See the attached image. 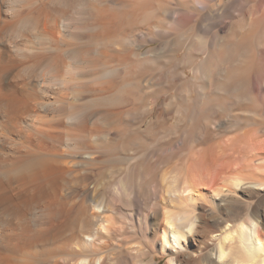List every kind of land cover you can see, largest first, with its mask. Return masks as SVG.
Wrapping results in <instances>:
<instances>
[{"label":"bare ground","instance_id":"6f19581e","mask_svg":"<svg viewBox=\"0 0 264 264\" xmlns=\"http://www.w3.org/2000/svg\"><path fill=\"white\" fill-rule=\"evenodd\" d=\"M258 1L230 24L205 0H0V264H154V258L146 263L145 253L131 246L123 247L125 257L87 252L111 228L105 213L111 194L95 197L86 172L105 125L123 135L112 138L105 155L114 156L125 149V141L140 139L144 131L130 129L133 112L127 107L143 105L152 71L164 68L169 73L162 77L174 94L163 106L175 107V128L184 124L183 144L192 148L203 130L222 124H211L204 114L227 115L217 133L242 130L228 142L236 146L247 136V146L259 152L234 170L227 147V159L218 147H207L201 156L215 166L212 174L202 166L209 177H198L203 162L192 154L177 181L172 179L176 183L162 184L167 196L154 205L161 211L153 212V237L167 255L165 264H264V208L256 199L264 195V2ZM174 2L190 4L197 16ZM193 18L180 55L176 40L168 55L160 46H133L134 37L152 40L167 32L165 24L180 27ZM193 51L203 55L195 64ZM149 102L151 110L154 101ZM163 117L158 114L147 128L164 132ZM247 165L262 175L247 179ZM131 179H124L122 187L136 201L137 181ZM118 185L109 191L117 194L123 189ZM211 195L220 203L206 216H196L195 201ZM58 215L63 222L52 224Z\"/></svg>","mask_w":264,"mask_h":264},{"label":"rangeland","instance_id":"374dc122","mask_svg":"<svg viewBox=\"0 0 264 264\" xmlns=\"http://www.w3.org/2000/svg\"><path fill=\"white\" fill-rule=\"evenodd\" d=\"M205 1L206 2H203V3L206 5H210V4L214 5L213 8L216 9V10L214 9V15H216V16L221 15L222 16V14H224V16H223L224 21L226 23L229 22L231 24V22H233L234 20L237 19V16H238L237 13L247 14L248 11H250L255 6V3L257 4L258 0H205ZM218 1L222 5L221 4L219 5ZM235 1H236V3H235ZM262 1L264 2V0H261V2ZM216 2H217V4H216ZM258 2H260V0ZM174 4H175V6L181 7L183 9V11L191 12V10H192L190 4H180L179 2H174ZM230 5H232V6H230ZM215 6L217 8L218 7L219 8L217 9ZM246 9H247V12L245 11ZM242 10H243V12H242ZM216 11H218V12H216ZM192 12L194 13V15H196L198 13V11H193V10H192ZM161 14H162L161 12L158 13L157 19H159L161 17ZM196 16H194V17L196 18ZM194 20L195 19L193 18L189 22L183 24L182 26L175 27V28H170L167 24H165L164 29H166L167 32L165 34L160 35V36H154L152 38V40L150 38L148 39L146 37L142 38V39L134 37L133 41H132L133 46L134 47L140 46V49L142 48L143 50L160 46V48L162 49L163 52L167 51V52H165V55H168L169 54L168 52H170L169 51L170 44L172 43L173 40H176V41L181 42L177 46L178 51L176 53L177 55H180V53L184 52V50H185L184 49V42H182V41H183V37L186 35L185 34L187 31L186 29L192 23H194ZM229 23H228V26H229ZM215 27H214V30H215ZM133 30L136 31L135 29H133ZM142 31L146 32L145 30H142ZM132 36H134V34ZM163 48H164V50H163ZM192 56L193 57H191L192 58L191 60H193V58L195 57L194 58L195 60H193L194 61L193 64L198 62L200 60V58L203 57V55L200 51H196V52L193 51ZM165 69L166 68H164V70L163 69L162 70L154 69L152 71L151 74H152L153 83L155 86L152 83L153 86L151 85L152 88H150L151 89L150 93H146L144 95L143 99L145 100V102L143 103V105H141V106H135V105L130 106L129 105L127 107V108H130L131 114L133 112V116L130 114L133 117L132 118L130 116V118H131L130 119L131 120L130 127H132L130 129H133L136 126H139L140 130L142 129L144 131V133L142 132V134L139 136L140 139L138 138L136 141L134 140L133 142L132 141H125L128 143L127 145H129V146H127L126 143H124L127 146L126 147L124 145V148L126 150L124 149L121 152H117V154H115L114 156L105 155V154H103V153H105V152H103V149L105 150L106 148H108L110 141L112 143V141L120 139V138H122L121 136H123L121 131L109 129V127L107 125H105V127L103 129L104 132L106 131L105 136L100 137L96 142V143H98L96 145V150L97 149L98 150L95 152V156H96L95 161L93 160V162L91 164H89V166L87 167L88 168L87 172H88V170H89V172H91V173L86 172V175L88 174L87 176H89L88 177L89 181H87V182L89 183L88 184L89 187L95 186L94 188L93 187H90V188L93 190L92 191L93 195L94 196L97 195V198L98 197L101 198L102 196H106V195H104L105 193L106 194L108 193L107 195L111 194V196H109V197H110V199L112 198V200H110L108 196H106V197H107V202H109V201L111 202L110 206L113 207V210H112V207L110 208V206H109L108 207L109 209H107V212H105V213L108 214V216L110 215V221L113 223H111V222L109 223V227L111 226V228L108 229L109 231L105 230L103 232V234L101 235L102 237L96 242V247L94 246L95 248L94 247L87 248V252H89V253H92L93 252L92 250H94V252L92 254H95V253L96 254L97 253L98 254H100V253L105 254V252H110L109 254L114 255L116 257L117 256L118 257H125L126 251L124 252V250H125L124 248L127 249L128 248L127 246H129V247L131 246L132 248L134 247V249L139 248L141 251H143L145 253L144 261H147L146 263L150 262L152 260V258H154V264H165V261L167 260V255L160 253L159 244H158V242H156L155 237H153L154 236V233H153L154 232V225L153 224L155 222V219H153L154 218L153 212H154V210L161 211V208H159L161 206L160 205H159V207H157V206H158V204L161 203L162 198L164 200L166 199L167 195L164 194L165 187L167 185H169L171 182L173 183L174 182L173 180L177 181L176 179L178 178L180 171L181 170L184 171V168H186V166L189 165L188 163H190V159H191L192 154H195L196 155L195 157L198 158L199 156L203 155L202 152L207 147L208 148L213 147L214 150L216 149V147H218L216 149V151L219 150L220 152L219 151H217V152L219 153V156H221V155L225 154V151H226L225 147H227V149H229V150L226 151V152H228V153H226V155L228 157L229 153L231 152L228 159L231 161V164L233 163L232 166L233 165L234 166L232 168L234 170H236L235 167L238 168L239 164H241L242 161L247 163V162L253 161L252 159H254L256 157H259V152L256 151V153H257L256 154L254 148L247 146L248 145V138H247V140H245L246 139L245 137H247V136H245L243 138L244 140L239 138L241 140H237L236 146L234 145V144H236L235 142L232 143L234 147L231 145V142H228L230 139H232V136L234 134L236 135L238 131H239V133H241L242 130L241 131L240 130H238V131L237 130L236 131L235 130H229V131L224 132V133H217V132L221 131V130H218L217 128L219 127V129H221V125H223L227 121V119H228L226 117L227 115H224L223 118L219 119L220 116L217 114H215V115H212V114L208 115L207 114V116H206V114H204L206 119L208 118L211 120V121L209 120L211 122V124H212V122L213 123L215 121L217 122V120L221 121L222 124H220L216 129H214L211 126L210 127L208 126V129H206L205 132L203 130V132H201L202 135L200 134L202 139L200 138L199 143L194 145L192 148H190L188 145H186L185 142L183 144L181 142L182 141L181 139H183L184 134L182 135L181 130H182V128H183L182 126H184V124L181 122L182 124L180 123V126L178 128H175V126H173L174 125L173 123L177 117L175 115V112H174L175 107H173V106H172L173 108L168 107L169 108L168 109L167 107L163 106V102L165 101V99L171 98V96L174 94L172 91L173 87L170 86V84H168V80L166 79V76H164L165 78L162 77L163 75H168V74H166L167 70H165ZM156 73H157V75H156ZM163 73H165V74H163ZM167 73H169V72H167ZM188 73L189 74L191 73L189 71V69H188ZM159 76H161V77H159ZM158 77H159V80H158ZM154 78L156 81L154 80ZM185 96L180 101L184 102L186 100L185 98H187V96L186 97ZM149 98L154 101V105H153L151 110H149V108H148V106L150 104ZM183 104L184 105H182L181 111L186 112V110L184 111V109H183V106L185 108L186 104L185 103H183ZM162 106H163V108H161ZM143 108H144V110H143ZM160 108L162 110L163 109L164 110L162 111ZM136 109L140 110V111H136ZM135 111H136V113H135ZM159 111H162V112H159ZM181 111H180V113H182ZM163 112H164V114H163ZM158 114L162 115V117L164 116L163 118L166 119V125H165L166 130H164V132H160V133L157 132V128L154 126L150 130L148 129L150 127V126H148V124L150 125L151 121L155 120ZM182 115H183V113H182ZM187 116L188 115H186L185 117H187ZM201 117H202V115H201ZM146 125L148 126V128ZM240 127L243 128L244 125L241 124ZM145 128L148 129V131ZM154 131H155V133H154ZM161 136H163V137L165 136L164 139ZM13 137L14 138H12V139L13 140L15 139V141H16L17 140L16 137L15 136H13ZM112 138H114V140ZM158 138L159 139L161 138L162 140L161 139L158 140ZM242 140L244 142L239 143V141H242ZM220 141H221V143H220ZM245 141H247V143ZM129 142H131V143H129ZM61 145H62L61 147L66 146L65 143L64 144L62 143ZM175 149H177V150H175ZM223 149H225V150L223 151ZM99 151L101 152L100 154H99ZM182 151H184V152H182ZM182 153H183V155H182ZM223 156H225V155H223ZM112 157H114V158H112ZM126 157H131L132 159L129 160V162H128L125 159ZM227 157L225 156L226 159H227ZM106 158H109V160L107 161ZM200 158L202 159L201 162H203V163L205 161L206 162L204 163V165L202 163L201 167H199L200 169L198 168L199 169L198 170V177L199 176L200 177H202V176L209 177L210 175H208V174L209 173L212 174L211 171H213V170H211V169H213L215 166L213 164L211 166V163H209L205 158H202V156ZM191 161H192V159H191ZM207 162H208V165H207ZM202 166L205 168V170H207L206 172L208 174H205ZM208 166H209V168H208ZM247 166H249V165H247ZM132 168H133V170L134 169L136 170V171L134 170L136 173L134 171L133 172L131 171ZM209 170H211V171H209ZM258 170L259 171H257L256 169H253V167H250V166L246 167V169L244 171V173H246V175L244 174L245 175L244 177H246L247 179L248 178L252 179V178L258 177L260 174L262 175L260 169H258ZM199 171H201V172L199 173ZM202 172H204V173H202ZM165 174H166V176L163 177V175H165ZM133 175H134V177L132 179H134V180L131 179V177ZM144 175H145L146 180L143 177ZM165 177H166V179H165ZM121 178H123V179H121ZM126 178H127V182L129 181L128 179H131L132 181H135V180L137 181V183L133 182L135 184L134 185V193L136 196V199H135L136 201H134L133 195H128V193L124 194V192H125L124 188H123L124 186L122 187V185L126 181V180L124 181V179H126ZM161 178L163 179L162 181H164V182H161ZM119 180H122V181H119ZM143 180H144V182H143ZM168 180H169V182H168ZM117 181H119V183ZM150 181L152 184L149 183ZM165 181H167L168 183ZM115 182H117V183H115ZM120 182H121V185H120ZM122 182H123V184H122ZM113 183H115L116 185ZM172 183H171V185H173ZM174 183H176V182H174ZM117 184H119L118 190H121L123 188L122 189L123 191L122 190L119 191L120 194H118L119 192H117V194H116L113 191H109L110 188L112 190V187H113L114 191H116L115 187L117 186ZM162 184L165 185V187ZM155 185L158 188L152 187V186L155 187ZM160 185H162V187ZM73 188H74L73 190L79 191V188L77 186L73 187ZM75 191H74V193H75ZM98 192H99L101 197L99 196ZM103 192H105V193L101 194ZM111 192H113V195ZM153 194H156L158 197L156 196V198H154ZM137 195H139L138 196L139 198L137 197ZM162 196H164V197H162ZM124 197H125V199H124ZM146 197H147V199H146ZM216 197L217 196L214 197V195L213 196L212 195L207 196V197H205V196L200 197L199 196L198 197L199 199H197L195 201L196 204L194 207L195 208L194 213L195 214L197 213L196 216H198L200 213H201V216L204 214H205L204 216L209 214L212 211L211 206H213V205L215 206L216 203H218V204L220 203V200ZM113 199H114V201H113ZM127 199L129 200V202L131 204L132 203H134V204L131 205ZM163 199H162V202L164 201ZM256 199L259 201L260 205L262 204L261 206H263V208H264V195L259 196ZM76 200H78V199H76ZM120 201L121 202L123 201L124 204H123V202L121 203ZM117 203H119V204H117ZM156 204H157V206L155 207L154 205H156ZM108 205H109V203H107V206ZM206 205H207V207H206ZM116 206H118V209ZM152 206H154V207H152ZM150 207L153 209H150ZM115 210H117V212L119 210L120 213L119 212L116 213ZM33 214H36V213L33 212L32 215ZM59 216L62 217L61 215H58L55 218L54 217L51 218V219H53L51 221V223L54 225H60L61 223L59 221H61L64 217H62V219H61V218H58ZM32 217H34V216H32ZM199 217H200V215H199ZM112 218L114 219V221H112L113 220ZM117 221H118V223H117ZM61 222H63V221H61ZM145 222L147 223V225ZM92 226L96 227L97 224L95 225L93 223ZM77 228H78V226H77ZM76 231H77V229L75 230V232ZM76 249L77 248L75 247V250ZM96 249H97V252H95ZM111 250H113V251H111ZM77 251L78 252L80 251L79 248L77 249ZM75 256H77V255L75 254Z\"/></svg>","mask_w":264,"mask_h":264}]
</instances>
